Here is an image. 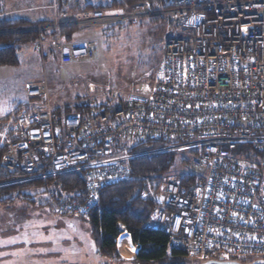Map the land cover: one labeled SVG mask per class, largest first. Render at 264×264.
Listing matches in <instances>:
<instances>
[{
  "label": "built area",
  "instance_id": "1",
  "mask_svg": "<svg viewBox=\"0 0 264 264\" xmlns=\"http://www.w3.org/2000/svg\"><path fill=\"white\" fill-rule=\"evenodd\" d=\"M62 15L33 31L162 17L173 34L147 94L90 84V96L105 99L101 108L66 115L62 129L46 81L28 86L26 102L5 118L2 167L30 178L83 172L84 202L59 201L57 209L88 218L101 189L130 176V160L177 154L194 184L169 173L150 197L147 181L143 196L154 208L146 226L164 230L169 250L185 262L264 260V0H175L169 8ZM47 41L39 36L35 51L43 56L47 46L62 65L93 59L88 42ZM139 139L164 146L129 154Z\"/></svg>",
  "mask_w": 264,
  "mask_h": 264
},
{
  "label": "rangeland",
  "instance_id": "2",
  "mask_svg": "<svg viewBox=\"0 0 264 264\" xmlns=\"http://www.w3.org/2000/svg\"><path fill=\"white\" fill-rule=\"evenodd\" d=\"M57 1L65 4L66 7H72L76 2L83 3L85 0ZM7 2L11 8L28 9L32 5L48 4L51 0H7ZM153 7L158 8L160 5L154 4ZM52 8L54 10L50 9L53 14L52 22H47L49 24L45 28L54 26V19L58 22L61 20L59 16L61 12ZM115 10L126 11L113 9ZM61 11H63L62 17L70 12L82 13L73 10ZM39 13L40 11L37 10L30 12L31 15ZM149 18L145 17L136 22L119 21L93 28H80L77 25L76 27L80 29L74 33L73 39L86 40L90 43L93 49L92 61H75L59 66L50 59V56L42 60L34 49L39 37L35 42L21 46L20 65L0 67V134L6 127L5 116L8 111L17 103L27 100L25 96L27 86L37 85L43 80L48 85L47 93L58 102H86L88 98H91L92 103L105 100L100 96H90L87 91L90 84L97 87L98 91L106 87L147 94L151 87L153 71L160 58L162 44L173 34L165 18L160 19L158 24H154ZM41 27L21 28L20 32L37 30ZM130 143L133 144V140ZM177 159L170 174L185 172L180 159ZM3 169L8 171L9 168L6 166ZM15 172L17 171L12 173ZM31 178L25 176L17 182L21 183ZM159 184L160 181L150 183L151 192H148L149 195L151 194L150 197L156 195ZM34 201V205L26 202L15 203L10 207L0 205V264H135L125 262L132 261L138 250V247L131 243L130 236L126 232H123L125 235L122 236L120 244L115 246L116 258H103L95 252L89 227L83 219L62 216L58 213L57 204L49 202L46 195H36ZM185 263L201 264L200 262Z\"/></svg>",
  "mask_w": 264,
  "mask_h": 264
},
{
  "label": "trees",
  "instance_id": "3",
  "mask_svg": "<svg viewBox=\"0 0 264 264\" xmlns=\"http://www.w3.org/2000/svg\"><path fill=\"white\" fill-rule=\"evenodd\" d=\"M57 1V0H56ZM175 0H106L104 3L87 4L83 9L75 12L103 11L113 9L130 10L136 5L147 4L153 7L154 4L160 7L169 8ZM58 2V1H57ZM53 10V8H51ZM57 10V9H56ZM58 9L57 11H61ZM74 11V10H73ZM150 19V18H149ZM156 19L157 21H154ZM160 19L152 18L154 24ZM47 22H30L25 18L4 17L0 19V67H16L19 65V49L23 45L35 42L39 35L46 40L71 43L73 35L79 28L61 27L59 29H46L41 32L25 31L20 29L27 27L46 26ZM113 27V26H112ZM111 27V28H112ZM110 28V29H111ZM49 50V49H48ZM52 51V50H51ZM49 53V52H48ZM47 53V54H48ZM44 54L42 59L53 55ZM84 101L70 103L64 106L63 110L68 113H79L87 115L92 110H99L102 102ZM20 103L12 107L6 116ZM58 117L63 115L62 109L55 111ZM164 146L152 140H138L136 144L130 145L129 154L142 153L146 150L156 149ZM0 149V205L12 206L15 203L26 202L34 205V196L46 195L49 202L55 205L59 201H74L80 205L86 198V183L83 172H71L66 174L33 177L27 181L17 182L23 179L26 174L15 172L10 173L3 169ZM181 158L174 153H163L144 156L129 161L131 174L128 178L105 185L99 192L98 203L88 218H81L87 223L89 233L95 252L107 259L116 258V239L121 234V229L131 239V243L138 247L133 263L135 264H186L177 257V253L169 250V236L164 230H151L146 224L154 203L143 196L150 183L159 182L175 167L178 159ZM43 175V174H42ZM183 184H194V178L190 174L176 172ZM66 216V215H62ZM73 217V216H71ZM76 218V217H75Z\"/></svg>",
  "mask_w": 264,
  "mask_h": 264
},
{
  "label": "crops",
  "instance_id": "4",
  "mask_svg": "<svg viewBox=\"0 0 264 264\" xmlns=\"http://www.w3.org/2000/svg\"><path fill=\"white\" fill-rule=\"evenodd\" d=\"M104 1L106 2V0H102V1H98V0H96V1L95 0H88L87 1V0H85V1H83V3L76 2L75 5H73L72 7H69V6L66 7L65 4H61V3L57 2L56 0H51V2L48 3V4H45V5H36V6L35 5H32V6H30L31 8L26 9V8H18V7L11 8V7L8 6L9 3L7 2V0H0V19L1 18H4V17H10L11 16V17H14V18H25V19H27V20H29L31 22H34V23H36V22H49V23H51L52 22V16H53V14H52V11L50 9L52 7L56 8L57 10L58 9H62V10H74V11H77L79 9H83L84 6L87 5V4H93L94 5V4H97V3L104 2ZM32 10L40 11V13L39 14H36V15H34V14L31 15L30 12H32ZM90 12H95V11H90ZM97 27H99V26H97ZM100 27H102V26H100ZM74 28H77V27L75 26ZM80 28H82V27H80ZM72 42H87V41L86 40H74L73 39ZM35 53H37V52H35ZM53 53L55 54V56L54 57L50 56V59L53 62H55L57 65H59V66H65V65L60 64L59 59H58V55H57L56 52H53V51L48 50V49H45V53L44 54L53 55ZM42 60H44V59H42ZM19 65H20V58H19ZM19 65H17L16 67H18ZM25 96H26V89H25ZM48 100H50V104L53 103L52 105L54 107H53V110L52 111L55 114V116H57L56 113H55V111L57 109H62L63 115L60 116V117L57 116L59 118V121H60L59 122L60 128L62 129L63 128V122H64L65 116L68 115V114H71V112L68 113V114H66L64 112L63 108H64L65 105L70 104L71 102L70 103H66V102H63V101H60V102L55 101V100H53L50 97L49 93H48ZM87 100L88 101H92L91 98H88ZM24 102H26V101H24ZM75 102L77 103V101H74L72 103H75ZM100 102H102V101H100ZM20 103H22V102H19L16 105H18Z\"/></svg>",
  "mask_w": 264,
  "mask_h": 264
},
{
  "label": "water",
  "instance_id": "5",
  "mask_svg": "<svg viewBox=\"0 0 264 264\" xmlns=\"http://www.w3.org/2000/svg\"><path fill=\"white\" fill-rule=\"evenodd\" d=\"M120 231L122 233L123 232V229H121ZM204 264H223V263L207 262V263H204ZM250 264H264V260H256V261H254V262H252Z\"/></svg>",
  "mask_w": 264,
  "mask_h": 264
},
{
  "label": "flooded vegetation",
  "instance_id": "6",
  "mask_svg": "<svg viewBox=\"0 0 264 264\" xmlns=\"http://www.w3.org/2000/svg\"><path fill=\"white\" fill-rule=\"evenodd\" d=\"M132 261H125V262H133L134 260H135V257H132ZM110 261V260H109ZM110 263H112V261H110ZM124 263V262H123ZM113 264H115V263H113ZM201 264H203V263H201Z\"/></svg>",
  "mask_w": 264,
  "mask_h": 264
},
{
  "label": "clouds",
  "instance_id": "7",
  "mask_svg": "<svg viewBox=\"0 0 264 264\" xmlns=\"http://www.w3.org/2000/svg\"><path fill=\"white\" fill-rule=\"evenodd\" d=\"M123 232H124V231H123ZM123 232H122V233H123ZM122 233H121V234H122ZM127 235H128V234H127ZM119 236H120V235H119ZM116 240H117V239H116ZM137 251H138V250H137ZM136 254H137V253H136ZM136 254H135V256H134V257H136ZM205 263H207V262H205ZM214 263H215V262H214ZM203 264H204V263H203Z\"/></svg>",
  "mask_w": 264,
  "mask_h": 264
},
{
  "label": "snow or ice",
  "instance_id": "8",
  "mask_svg": "<svg viewBox=\"0 0 264 264\" xmlns=\"http://www.w3.org/2000/svg\"><path fill=\"white\" fill-rule=\"evenodd\" d=\"M11 243H15V241H10Z\"/></svg>",
  "mask_w": 264,
  "mask_h": 264
}]
</instances>
